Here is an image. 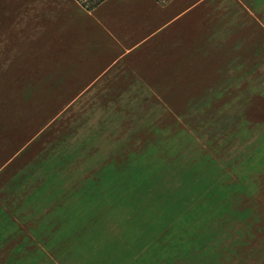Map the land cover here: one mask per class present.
<instances>
[{
  "label": "rangeland",
  "instance_id": "374dc122",
  "mask_svg": "<svg viewBox=\"0 0 264 264\" xmlns=\"http://www.w3.org/2000/svg\"><path fill=\"white\" fill-rule=\"evenodd\" d=\"M135 1L0 0V264H264V0Z\"/></svg>",
  "mask_w": 264,
  "mask_h": 264
},
{
  "label": "crops",
  "instance_id": "0c3cea01",
  "mask_svg": "<svg viewBox=\"0 0 264 264\" xmlns=\"http://www.w3.org/2000/svg\"><path fill=\"white\" fill-rule=\"evenodd\" d=\"M108 1L109 0L102 2L97 7L93 8V10L98 9L101 6H108V5H106ZM135 2H136L135 0H118V2L112 8V9H114L113 14L106 16V17H102L104 24L105 25H113L112 24L113 19H117L120 22L123 20H127V19H129V20L133 19V17H131V16H133L132 15L133 10L137 7H142V6H138ZM76 3H78V2H76ZM79 5H81V4L79 3ZM110 7L111 6H109V8ZM106 21L111 22V23H107ZM133 26H138V24H133V25L132 24H116V25H114L113 30H115V33L121 34V33L128 32L129 30L132 29Z\"/></svg>",
  "mask_w": 264,
  "mask_h": 264
},
{
  "label": "trees",
  "instance_id": "16d2710c",
  "mask_svg": "<svg viewBox=\"0 0 264 264\" xmlns=\"http://www.w3.org/2000/svg\"><path fill=\"white\" fill-rule=\"evenodd\" d=\"M75 1L80 3L82 6H85L88 10H91L106 0H75ZM87 3H89V5H87Z\"/></svg>",
  "mask_w": 264,
  "mask_h": 264
}]
</instances>
